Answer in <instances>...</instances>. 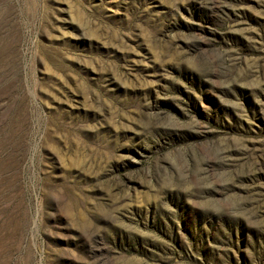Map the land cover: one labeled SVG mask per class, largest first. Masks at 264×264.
<instances>
[{"label":"rangeland","instance_id":"1","mask_svg":"<svg viewBox=\"0 0 264 264\" xmlns=\"http://www.w3.org/2000/svg\"><path fill=\"white\" fill-rule=\"evenodd\" d=\"M0 264H264V0H0Z\"/></svg>","mask_w":264,"mask_h":264}]
</instances>
